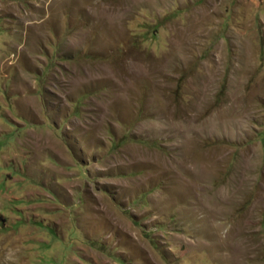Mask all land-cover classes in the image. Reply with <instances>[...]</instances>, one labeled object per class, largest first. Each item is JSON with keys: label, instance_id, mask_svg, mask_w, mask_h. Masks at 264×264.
<instances>
[{"label": "rangeland", "instance_id": "1", "mask_svg": "<svg viewBox=\"0 0 264 264\" xmlns=\"http://www.w3.org/2000/svg\"><path fill=\"white\" fill-rule=\"evenodd\" d=\"M0 264H264V0H0Z\"/></svg>", "mask_w": 264, "mask_h": 264}]
</instances>
